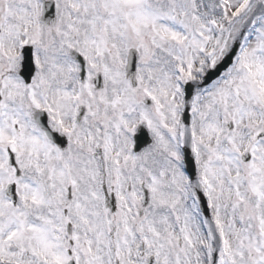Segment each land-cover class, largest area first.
Returning <instances> with one entry per match:
<instances>
[{"label":"snow or ice","instance_id":"1","mask_svg":"<svg viewBox=\"0 0 264 264\" xmlns=\"http://www.w3.org/2000/svg\"><path fill=\"white\" fill-rule=\"evenodd\" d=\"M0 264H264V0H0Z\"/></svg>","mask_w":264,"mask_h":264}]
</instances>
